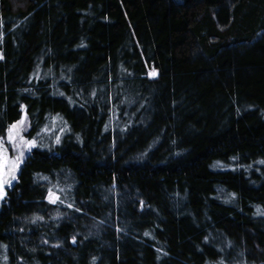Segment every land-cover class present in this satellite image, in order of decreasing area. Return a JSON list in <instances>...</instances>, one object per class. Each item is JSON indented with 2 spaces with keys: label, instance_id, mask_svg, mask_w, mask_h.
I'll use <instances>...</instances> for the list:
<instances>
[{
  "label": "trees",
  "instance_id": "16d2710c",
  "mask_svg": "<svg viewBox=\"0 0 264 264\" xmlns=\"http://www.w3.org/2000/svg\"><path fill=\"white\" fill-rule=\"evenodd\" d=\"M0 264H264V0H0Z\"/></svg>",
  "mask_w": 264,
  "mask_h": 264
},
{
  "label": "rangeland",
  "instance_id": "374dc122",
  "mask_svg": "<svg viewBox=\"0 0 264 264\" xmlns=\"http://www.w3.org/2000/svg\"><path fill=\"white\" fill-rule=\"evenodd\" d=\"M27 128L25 118H21L20 121L10 126L9 132L5 137V143L9 146V150L12 151L10 157L7 156L4 159L0 156V189L13 181L17 174L18 166L29 151V144L22 138Z\"/></svg>",
  "mask_w": 264,
  "mask_h": 264
}]
</instances>
